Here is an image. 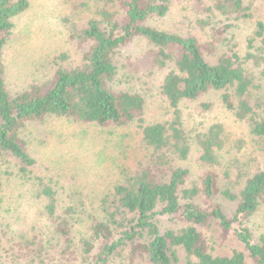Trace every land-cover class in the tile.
Segmentation results:
<instances>
[{"label":"trees","instance_id":"16d2710c","mask_svg":"<svg viewBox=\"0 0 264 264\" xmlns=\"http://www.w3.org/2000/svg\"><path fill=\"white\" fill-rule=\"evenodd\" d=\"M107 1L116 6L120 19L98 5V18L92 17L80 28L72 25L71 39L88 47L79 64L64 66L62 62L68 56L61 54L53 62L50 79L9 92L4 51L13 36L15 19L29 9L30 3L0 0V220L2 213L7 214L0 225L12 233L14 224L9 218L21 220L15 236L17 250H10L8 262L1 259L0 242V264H76L79 259L87 264H110L125 250L130 264L135 260L146 264H247V256L251 264H264V234L255 240L246 226L264 204V117L257 113H264V99L249 103V90L257 86L243 67L245 60L231 52L210 64L204 52L211 44L200 45L194 37L151 26V19L166 16L172 0ZM214 8L226 19L249 16L243 0H216ZM255 37L258 45H250L255 49L248 58L264 64L263 21L256 23ZM135 38L145 39L156 48L152 65H170L160 85L171 111L170 120L145 124L143 97L114 88L118 76L115 56ZM261 74L264 76V68ZM230 89L233 93H228ZM220 91H224L221 101L225 108L247 123L262 157L259 169L246 175L238 196L220 190L219 176L210 168L219 163V126L195 137L198 160L210 168L198 184H188L189 171L181 166L188 160L191 147L180 103ZM53 117L103 128L135 124L146 164L135 171L123 170L120 182L102 194L96 204L88 203L87 195L76 189L59 199L63 188L52 178L35 174L36 160L22 137L28 123H44ZM11 179L21 181L24 188H33L34 198L42 204L33 217L29 213L21 217L10 207L4 188ZM218 195L237 201L232 218H227L216 202ZM162 217L184 226L161 231L158 218ZM209 222L223 234H232L244 251H233L229 256L207 252L198 227Z\"/></svg>","mask_w":264,"mask_h":264},{"label":"rangeland","instance_id":"374dc122","mask_svg":"<svg viewBox=\"0 0 264 264\" xmlns=\"http://www.w3.org/2000/svg\"><path fill=\"white\" fill-rule=\"evenodd\" d=\"M215 1L172 0L166 16L151 19L149 24L166 33L194 37L200 45L211 44L204 52L210 64H215L219 57L231 52L236 53L242 62L245 60L243 67L254 77V85L257 86L249 90L248 100L253 105L255 101L264 99V76L261 74L264 64L258 65L248 55L253 54L255 49H251L250 45H258L255 28L257 22H264V3L261 0H243L249 16L235 19L232 15L226 19L214 8ZM29 3V9L15 19L13 36L4 51L6 89L9 92L50 79L53 62H57L61 54L68 56L62 62L64 66L79 64L88 47L71 39L72 25L80 28L92 17L98 18L96 6H104L116 13L118 19L121 18L116 6L107 0H29ZM155 52L156 48L145 39L135 38L118 50L115 56L118 76L114 88L120 87L143 97L142 119L145 124L171 118V111L160 93L162 78L170 65L163 68L152 65ZM223 93L209 92L194 101L180 103L181 120L189 134L191 147L188 160L181 166L189 171V185L198 184L204 172L211 168L219 176V189L230 190L238 196L246 175L250 176L259 169L262 157L258 145L249 135L247 123L238 120L223 105ZM228 93H233L232 89ZM257 113L264 117L263 112L258 110ZM215 125L221 129L219 163L209 168L198 160L200 150L195 137ZM139 133L135 124L123 128H103L53 117L44 123H28L22 137L28 153L36 160L35 174L52 178L63 188L59 199H65L70 190H81L89 198L88 203L96 204L102 194L120 182L123 170L135 171L146 164V154L139 145ZM32 189L24 188L21 181L15 179H11L4 188L10 207L21 217L26 213L33 217L34 210L42 205L34 198ZM216 202L227 218H232L237 201L218 195ZM1 215L0 221L7 218L6 213ZM9 220L14 224L12 233L0 225L1 259L7 262L12 256L10 250H17L15 236L21 223L15 217ZM158 224L161 231L184 226L164 217L158 218ZM246 226L255 240L264 234V204ZM198 231L211 255L229 256L233 251H244L232 234H223L214 222L199 226ZM118 262L130 264L127 250L119 258L111 260L110 264ZM246 262L251 264L248 256ZM76 264L87 262L82 263L79 259ZM134 264L146 263L135 260Z\"/></svg>","mask_w":264,"mask_h":264}]
</instances>
